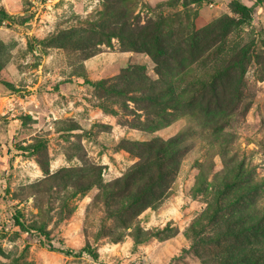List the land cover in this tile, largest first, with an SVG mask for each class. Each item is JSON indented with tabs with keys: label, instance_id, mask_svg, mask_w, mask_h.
Wrapping results in <instances>:
<instances>
[{
	"label": "rangeland",
	"instance_id": "1",
	"mask_svg": "<svg viewBox=\"0 0 264 264\" xmlns=\"http://www.w3.org/2000/svg\"><path fill=\"white\" fill-rule=\"evenodd\" d=\"M211 79L223 97L204 115L210 97L188 101ZM181 130L167 198L124 228L97 168L115 181L141 143ZM216 209L240 226L264 216V0H0V264H214L220 251L193 243Z\"/></svg>",
	"mask_w": 264,
	"mask_h": 264
},
{
	"label": "trees",
	"instance_id": "2",
	"mask_svg": "<svg viewBox=\"0 0 264 264\" xmlns=\"http://www.w3.org/2000/svg\"><path fill=\"white\" fill-rule=\"evenodd\" d=\"M238 11L239 14L243 16L238 23L242 24V22H247V18L250 17V8L245 4H240ZM242 18L244 19L241 22ZM215 79H211L210 82L200 81L201 86H205V88H200L199 91H201V93L198 94V96L190 97V101H188L189 103L194 104L197 98L210 97L211 100L207 102L205 108H203L205 110L204 115H209L210 113L216 115L210 106H213L212 104L216 103V100L218 101L223 97L216 93L217 85ZM221 87L223 90L222 94H224L227 88L223 83L221 84ZM135 88L138 87L135 86ZM137 90L142 91V88H138ZM207 90H209L208 92L213 91L211 92L213 96L204 95ZM168 93L170 95L167 98L168 102L172 100L175 102L182 101L179 100L178 95L176 96L175 92H171V94L170 92ZM150 98L159 103L162 102L160 95L155 96V98L150 96ZM197 112L200 115H203V112ZM193 115L195 114L193 113ZM222 119H224V117ZM186 133L187 130H181L178 135L160 143L156 140L141 143L143 144L141 147L148 150L149 154H147V156L145 153L138 154L142 159L123 177L110 183H103L102 168H97L98 178L95 180L97 183L93 181L92 183L90 182V184L91 186L97 185L99 187L100 192L98 198L101 200L98 201L104 202L107 214L110 213L111 217L117 218L124 228L128 229L132 225L134 221L133 219L141 212L149 207L158 208L161 205V200L167 198L169 193L168 190L171 187L170 185L175 178V175L178 173L185 151H187V140H184ZM38 148L39 146L33 145L22 147L21 149L26 154L34 155V153L38 151ZM142 156H144V159ZM46 172L48 173V170ZM70 173V170L66 172L71 178L69 179L71 183L74 184V187L78 192L83 191L84 185L82 180L79 181L75 179L76 176L74 175L73 177ZM59 176L60 172H56L49 175L46 178V181L55 180ZM72 179H74V182H72ZM68 183L69 182H67V184ZM246 189L247 187H243L240 188V190H236L238 191V194H235L237 197L236 201L250 195V192ZM233 191L235 192V190ZM219 196L222 195L218 194V198L216 197V205L218 204L222 207V197ZM114 205L117 206L116 209L114 208ZM135 205H138L137 211H134ZM111 208L115 209V211ZM15 213L18 215L16 216V222L22 229L28 231L33 230L40 233V235L47 237V233L43 228L25 225L20 218L22 216L21 212L17 211ZM218 213H220V210L218 211L216 209V212H214V215L216 214V216L213 215L212 218L214 220L210 222L215 223L212 234H201V231L198 232V230H195L196 241L193 243V246L196 250H198V247H203L205 244L209 245L208 252L219 250L220 254L216 257L214 264H264V216L259 222L250 220L244 226H240L239 224L237 225L235 220L232 221L233 218L224 217L223 220L218 218ZM217 219H220V221H218L220 228L216 226ZM201 227H203L202 230H204L207 226L203 225ZM222 227L224 229H221ZM120 239V236L114 238L115 241H119ZM142 243H144V241L136 242V244ZM83 251L84 249L81 253ZM67 253L72 254L73 251L67 250Z\"/></svg>",
	"mask_w": 264,
	"mask_h": 264
}]
</instances>
